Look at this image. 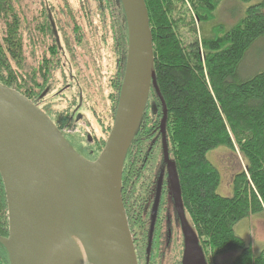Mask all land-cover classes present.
I'll return each mask as SVG.
<instances>
[{
  "label": "trees",
  "instance_id": "obj_1",
  "mask_svg": "<svg viewBox=\"0 0 264 264\" xmlns=\"http://www.w3.org/2000/svg\"><path fill=\"white\" fill-rule=\"evenodd\" d=\"M102 1L112 15L118 53L109 80L110 108H99L96 103L90 107L87 101L77 108V98L85 93L81 84L75 91L72 84L61 87L50 98L54 101L69 91L72 99L67 106L48 108L42 101L53 95L49 86L62 66L61 49L71 45L62 10L69 6L68 0H0V83L41 107L89 160L98 158L112 129L128 53L122 1ZM145 1L153 37L155 83L127 150L122 174L123 203L138 264H182L185 239L164 140L186 219L206 264H223L218 258L231 251L239 254L226 264H264V251L256 252L236 232L240 221L264 215V69L249 77L240 72L250 49L264 39V0L250 4L244 17L229 29L215 25L208 33L200 24L215 18L223 0ZM80 30L79 24L73 28L76 33ZM84 109L95 117L98 132L83 135L79 131ZM221 146L240 153L244 160L234 175L231 196L218 192L221 174L208 158L211 150ZM160 179L161 204L151 232V208ZM0 237L9 238L1 173ZM0 264H11L2 241Z\"/></svg>",
  "mask_w": 264,
  "mask_h": 264
},
{
  "label": "water",
  "instance_id": "obj_2",
  "mask_svg": "<svg viewBox=\"0 0 264 264\" xmlns=\"http://www.w3.org/2000/svg\"><path fill=\"white\" fill-rule=\"evenodd\" d=\"M128 53L114 123L96 160L82 156L50 116L19 91L0 83V173L9 213L11 264H53L57 252L80 235L93 264L108 254L113 236L117 264H138L122 197L125 156L155 83L153 37L145 0H121ZM173 198L185 238L182 264H206L188 228L175 170ZM161 179L154 203L157 216Z\"/></svg>",
  "mask_w": 264,
  "mask_h": 264
},
{
  "label": "rangeland",
  "instance_id": "obj_3",
  "mask_svg": "<svg viewBox=\"0 0 264 264\" xmlns=\"http://www.w3.org/2000/svg\"><path fill=\"white\" fill-rule=\"evenodd\" d=\"M258 1L260 0H252L251 2L223 0L215 12V18L211 22L200 24V27L204 33L210 32L211 27L215 25H222L227 30L244 17L250 4ZM68 5L67 9L62 8V10L65 12V17L67 16L68 27L66 30L71 45H65L64 49H61L62 66L54 73L52 83L49 86L53 95L47 96L42 104L48 108L67 106V102L72 99L69 91L64 92L60 98L55 97L54 101L50 98L61 87L66 89L68 84H72L75 91L79 90L78 85L81 84L83 89L85 88V93H83L84 96L80 95L77 98V108L82 104V101H87L89 105L96 103L99 108L102 106L110 108L108 100L109 80L116 70L118 57L112 15L104 7L102 0H68ZM76 24H79L81 28L78 33L73 31ZM28 60L33 62L31 58ZM262 69H264V39L250 49L241 65L240 72L243 77H249ZM76 106L75 110H77ZM82 114L85 118L79 123V131H82L83 135H86L87 132L91 133V130L98 132L95 117L92 116L91 112L84 109ZM208 158L221 174L218 192L224 196H231L233 194L234 175L244 166V160L240 153L232 151L227 146H221L211 150L208 153ZM187 225L194 233L188 219ZM236 232L246 239L256 252L261 251L264 248V215L240 221L236 226ZM75 236L83 247L80 235ZM83 250L85 253L83 264H91L84 247ZM238 254L239 251H231L220 256L218 261L223 264L230 263ZM99 261L110 264L105 253L101 255Z\"/></svg>",
  "mask_w": 264,
  "mask_h": 264
},
{
  "label": "bare ground",
  "instance_id": "obj_4",
  "mask_svg": "<svg viewBox=\"0 0 264 264\" xmlns=\"http://www.w3.org/2000/svg\"><path fill=\"white\" fill-rule=\"evenodd\" d=\"M1 164V160H0ZM108 254L112 264H117L115 257V246L113 236H110ZM84 250L76 236H72L69 241L57 252L53 264H83Z\"/></svg>",
  "mask_w": 264,
  "mask_h": 264
},
{
  "label": "flooded vegetation",
  "instance_id": "obj_5",
  "mask_svg": "<svg viewBox=\"0 0 264 264\" xmlns=\"http://www.w3.org/2000/svg\"><path fill=\"white\" fill-rule=\"evenodd\" d=\"M125 74V73H124ZM81 105V104H80ZM158 188V187H157ZM157 193V191H156ZM161 197H162V184H161V187H160V196H159V205H158V211H157V216H156V220H155V224H154V228H155V225H156V221H157V217H158V213H159V209H160V204H161ZM155 199H156V194H155ZM155 199H154V203H155ZM154 203L152 204V208H151V221H150V224L152 222V213H153V208H154ZM175 203V202H174ZM178 212V211H177ZM181 221V220H180ZM176 228V231L178 232L179 231V228L178 226L175 227ZM181 229L183 231V228H182V223H181ZM153 232H154V229H153ZM184 234V232H183ZM185 239V238H184Z\"/></svg>",
  "mask_w": 264,
  "mask_h": 264
},
{
  "label": "clouds",
  "instance_id": "obj_6",
  "mask_svg": "<svg viewBox=\"0 0 264 264\" xmlns=\"http://www.w3.org/2000/svg\"><path fill=\"white\" fill-rule=\"evenodd\" d=\"M238 235V234H237ZM239 238H242V237H239ZM262 251H264V249H262Z\"/></svg>",
  "mask_w": 264,
  "mask_h": 264
},
{
  "label": "crops",
  "instance_id": "obj_7",
  "mask_svg": "<svg viewBox=\"0 0 264 264\" xmlns=\"http://www.w3.org/2000/svg\"><path fill=\"white\" fill-rule=\"evenodd\" d=\"M260 216H262V215H260ZM260 216H256V217H260Z\"/></svg>",
  "mask_w": 264,
  "mask_h": 264
}]
</instances>
